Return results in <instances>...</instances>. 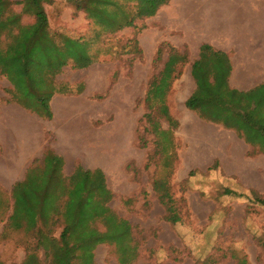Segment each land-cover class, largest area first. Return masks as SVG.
<instances>
[{"label": "rangeland", "instance_id": "1", "mask_svg": "<svg viewBox=\"0 0 264 264\" xmlns=\"http://www.w3.org/2000/svg\"><path fill=\"white\" fill-rule=\"evenodd\" d=\"M53 1L45 4L51 32L90 41L91 53L101 54L86 69L70 63L55 76L62 92L51 99V119L40 116L34 99L21 96L0 74L1 102L14 104L16 118L23 116L31 127L38 157L30 167L52 150L63 157L67 176L77 166L100 168L114 196L109 206L131 226L136 256L130 264H264V205L232 174L239 161L234 158L246 166L249 158L264 155V133L258 126L264 118V90L245 95L264 84V0H218L224 3L219 21L229 15L234 22L230 36L223 30L211 37L206 26L193 32L194 24L201 28L209 18L198 9V16L185 13L187 3L192 8L199 0H172L171 15L169 6L162 7L155 27L151 20L138 21L97 41L100 28L76 10L75 0ZM240 1L245 9L238 7ZM22 9V4L11 7L19 14ZM21 21L34 20L22 14ZM235 34L241 39L233 38ZM209 42L220 43L229 57L206 75L201 93V109L214 120L186 106L197 89L192 64ZM169 46L179 53L172 54ZM179 72L160 109L149 105L146 95L153 78L164 73L174 79ZM105 106L110 110L100 112ZM87 114L89 120H84ZM75 121L78 128L68 126ZM118 121L124 130L120 140ZM83 153L89 154L91 166L83 162ZM158 180L166 182L179 209L177 224L165 218L166 206L154 188ZM227 190L243 196L227 195ZM257 196L264 200L261 192ZM12 204L11 194L0 190V218ZM96 226L104 229L99 221ZM61 231L55 228L53 237L59 238ZM28 250L44 264L51 263L32 234L7 229L0 236V264H23L20 259ZM120 256L111 244L94 250L95 264H121Z\"/></svg>", "mask_w": 264, "mask_h": 264}, {"label": "trees", "instance_id": "2", "mask_svg": "<svg viewBox=\"0 0 264 264\" xmlns=\"http://www.w3.org/2000/svg\"><path fill=\"white\" fill-rule=\"evenodd\" d=\"M170 1L74 2L76 10L84 12L87 19L100 28L101 31L96 34L97 41L103 34H116L124 28L135 27L138 21L143 22L156 16ZM53 2L23 0L16 3L0 0V73L21 96L33 98L37 105L35 111L49 119L53 117L51 99L56 93L62 92L55 84V76L70 63L75 69H86L101 54L91 53L90 41L51 32L45 4ZM17 4L23 5L22 14L33 18L31 24H23L22 14L11 10V7ZM170 49L172 54L179 53L173 46ZM228 58L225 52L204 43L198 59L192 64V76L197 89L186 101V106L191 110H200L206 119L214 120L207 109H201V93L206 88V75L212 69L220 68L222 61ZM179 74L180 72L174 79L164 73L155 76L150 83L146 102L149 105L153 103L160 109V104L167 99L172 81L178 78ZM257 89L264 90V84L245 95L252 96ZM263 120L264 118L258 126L264 133ZM162 133L165 136L168 134L167 131ZM64 167L63 157L52 150H47L41 160L34 161L25 178L13 186L12 213L3 234L7 229L32 234L37 239L38 248L43 249L50 257V264H95L94 250L101 244L115 245L121 255L120 263L130 264L136 256V247L131 246V226L109 206L114 196L107 186L104 172L100 168L85 169L77 166L73 173L67 176ZM154 188L166 206V220L173 225L179 223V209L166 182L158 180ZM253 192L254 201L264 205V200L258 198L257 191ZM226 194L243 196L231 190H227ZM9 209L10 207L6 206V210ZM98 221L103 230L96 226ZM57 227H62V231L59 238L55 239L53 233ZM23 264L44 263L36 252L28 250Z\"/></svg>", "mask_w": 264, "mask_h": 264}, {"label": "crops", "instance_id": "3", "mask_svg": "<svg viewBox=\"0 0 264 264\" xmlns=\"http://www.w3.org/2000/svg\"><path fill=\"white\" fill-rule=\"evenodd\" d=\"M172 1V0H171ZM190 2V1H188ZM218 0H199L197 6L195 3L193 4L192 8H190L191 4L187 3L185 6H189L186 8L185 13L198 16L197 9L199 11H204L205 14L209 16L206 23L201 24V28L199 24H194V28L191 30L196 33H200L201 29L203 31L208 30L209 35L211 37L215 36L217 31H226L227 35L230 36L232 33L231 31L234 30L233 28V21L230 20V16L228 15V19L224 20V22H220V17L223 15V8L224 3H218ZM246 4L242 3L241 1L238 4V7L241 9L245 7ZM168 14L171 15V5L168 4L164 7H167ZM227 8L229 6L227 5ZM245 9V8H244ZM203 14V13H201ZM232 17H236L232 14ZM147 20H151L152 24L155 27V16L151 17ZM227 23V25H226ZM230 23V27L228 28ZM206 26L204 29L203 27ZM224 30V31H223ZM213 31V32H212ZM215 32V34H214ZM253 34L256 37H260L259 34L255 33L253 30ZM225 33V32H224ZM231 33V34H230ZM235 39H241L239 35L236 36L232 35ZM211 45L218 50H221L226 53L224 47L221 46L220 43H211ZM227 54V53H226ZM259 62L255 63L254 69L257 68ZM264 64L263 62H261ZM1 74V73H0ZM258 77V76H253ZM245 78V77H244ZM246 80V78L244 79ZM248 80V79H247ZM2 97L0 96V190L6 191L11 194L13 186L16 182L21 181L25 178L28 168L30 167L31 163L35 158L38 156L35 154L37 151L33 147L31 141V127L30 125H26V121L24 117L16 118L15 114L17 113L15 109V105L8 102H1ZM54 108V107H53ZM58 108V107H57ZM59 109V108H58ZM19 114H22L19 112ZM84 120H89V115L84 116ZM76 122V121H75ZM88 122V121H87ZM72 123V122H71ZM71 123L68 125L70 126ZM84 156L82 157L83 162L85 165L91 166L89 163V154L83 153ZM238 159L239 161H235V165L233 167V176H237L239 181L244 184L247 183V188L249 190H254L257 192H261L264 194V155L259 154L254 159L249 158L248 163L246 166L244 162L241 161V158L238 157L234 158ZM248 176V180H245V177ZM5 207V206H3ZM12 213V206L10 209L1 216L0 220V236L3 234L5 230V226L8 222V218ZM25 257V256H24ZM24 258L21 257L20 261L23 262Z\"/></svg>", "mask_w": 264, "mask_h": 264}, {"label": "bare ground", "instance_id": "4", "mask_svg": "<svg viewBox=\"0 0 264 264\" xmlns=\"http://www.w3.org/2000/svg\"><path fill=\"white\" fill-rule=\"evenodd\" d=\"M96 79V82H95V84H96V86L98 85L97 83H98V78H95ZM59 108V107H58ZM60 109V108H59ZM108 110H110V106H105V107H103V108H101L100 109V112H103V113H107V111ZM60 114H61V112H60ZM117 130H115V133L117 132V138H119V140L122 138V136H123V133H124V130L122 129V123H121V121H118L117 122ZM69 127H72V129H74V128H78L79 127V124L77 123V122H72L71 123V125L69 126ZM113 138V137H112ZM107 163V162H106ZM106 163H104V164H106ZM108 164V163H107ZM106 164V165H107ZM108 166V165H107Z\"/></svg>", "mask_w": 264, "mask_h": 264}]
</instances>
